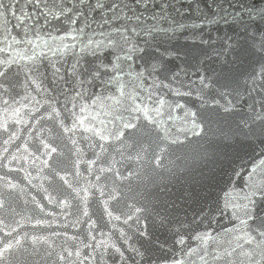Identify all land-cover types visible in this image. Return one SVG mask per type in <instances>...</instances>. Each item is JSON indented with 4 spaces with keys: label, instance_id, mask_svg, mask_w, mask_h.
<instances>
[{
    "label": "water",
    "instance_id": "95a60500",
    "mask_svg": "<svg viewBox=\"0 0 264 264\" xmlns=\"http://www.w3.org/2000/svg\"><path fill=\"white\" fill-rule=\"evenodd\" d=\"M0 264H264V0H0Z\"/></svg>",
    "mask_w": 264,
    "mask_h": 264
}]
</instances>
